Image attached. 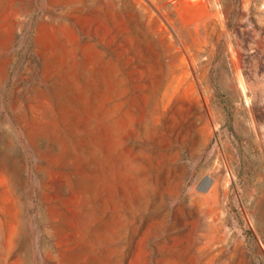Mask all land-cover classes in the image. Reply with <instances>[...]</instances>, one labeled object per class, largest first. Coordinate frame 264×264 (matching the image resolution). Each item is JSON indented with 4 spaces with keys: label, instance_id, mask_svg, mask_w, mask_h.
<instances>
[{
    "label": "rangeland",
    "instance_id": "1",
    "mask_svg": "<svg viewBox=\"0 0 264 264\" xmlns=\"http://www.w3.org/2000/svg\"><path fill=\"white\" fill-rule=\"evenodd\" d=\"M0 264H264V0H0Z\"/></svg>",
    "mask_w": 264,
    "mask_h": 264
}]
</instances>
